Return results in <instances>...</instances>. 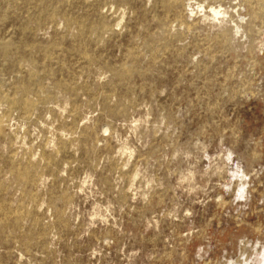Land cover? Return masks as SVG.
Here are the masks:
<instances>
[{
  "label": "rangeland",
  "instance_id": "374dc122",
  "mask_svg": "<svg viewBox=\"0 0 264 264\" xmlns=\"http://www.w3.org/2000/svg\"><path fill=\"white\" fill-rule=\"evenodd\" d=\"M0 264H264V0H0Z\"/></svg>",
  "mask_w": 264,
  "mask_h": 264
},
{
  "label": "bare ground",
  "instance_id": "6f19581e",
  "mask_svg": "<svg viewBox=\"0 0 264 264\" xmlns=\"http://www.w3.org/2000/svg\"><path fill=\"white\" fill-rule=\"evenodd\" d=\"M214 14H215V15H218V14H219V12H214Z\"/></svg>",
  "mask_w": 264,
  "mask_h": 264
}]
</instances>
